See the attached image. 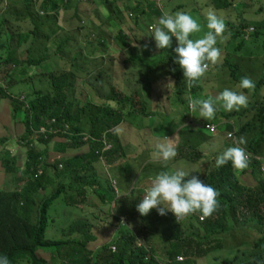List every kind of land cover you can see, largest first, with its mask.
I'll return each instance as SVG.
<instances>
[{
	"label": "rangeland",
	"instance_id": "1",
	"mask_svg": "<svg viewBox=\"0 0 264 264\" xmlns=\"http://www.w3.org/2000/svg\"><path fill=\"white\" fill-rule=\"evenodd\" d=\"M220 1H225L226 4L232 2L231 0H164L157 8L156 3L150 0H109V4L105 3V0H67L60 8L58 19L55 20L56 14H52V17L47 16V12L42 8V0H32L31 5L28 0H8V5H15L20 12L13 22V26L19 27V31L23 32L32 28V21L28 20L29 16L42 24V27L40 26V29L37 30L32 59L46 53L48 56L45 64L38 67L39 70H37L42 75L31 82L28 75L13 73V66L2 63L6 57L11 55L13 45L7 35L6 39L2 35L0 36V57H2L0 60V87H9L7 92L13 98L16 96L29 98L37 89L47 93L52 87L48 75L67 70L73 71L77 78L74 79L77 82L76 87L73 88L74 93H69L67 96L69 98L77 96L78 103H81L80 108L86 107L87 117L83 114L81 121L82 126L85 124L84 129L86 126L89 131L92 129V116L102 118L106 113L104 108L112 87L139 96L141 101L148 106H144V108H148L147 113L149 114V109L150 112L152 111L151 117H143L142 114L136 117L135 113L134 120L129 118L127 122L133 124L129 132L128 130L125 132V125L128 123L117 125L118 119L115 122L113 120L105 122V127L114 124L115 126L107 130L100 139H95L91 143L92 145L98 144L99 148L93 154L89 149L86 152L88 159L80 157L77 166L79 170L76 171L75 167H68L59 172L67 176H78V172L81 171L84 175L88 169L87 184L93 185L97 180L96 183H99L101 187L95 189L92 186H86L85 196H88L89 192L96 195H93V198L90 197L88 201H84L85 208L93 201L100 203L101 201L98 200L100 198L97 195H102L104 201L101 202L100 209L104 212L109 211L108 215L111 220L108 223L110 224L112 220L116 223V219H122L125 222L124 225L117 224L115 226L108 223L106 225L92 223L90 237L94 236L96 240L92 242L93 238L89 239L87 250L93 253V258L100 252L99 264H104L105 259L110 255L105 247L112 246V243L130 233L137 235L140 244L148 249L152 245L159 246L164 236H168L170 233L168 224L170 225L172 222L171 219L167 223L161 222L165 219L164 215L169 213V215L176 216V220L179 217V221L182 222V216H179L177 211L192 209L193 213H197L198 209L204 205V199L195 195L197 194L195 188L203 180L204 172L215 171L225 158L231 156L234 150L235 152L240 150L245 152L243 155L237 153L235 157L238 167H241V161L250 162V154L246 149H243L241 139L236 134L228 138L227 130L224 128L211 134L204 128L198 131L193 125L183 127L193 111L192 119L197 118L199 114L205 118L202 122L197 119L195 121L197 123L209 121L218 125L219 121L214 123L210 119L213 116L212 119H219L221 111L226 115L236 114L233 119L238 124V118L250 113L255 102L262 101L264 97V84L260 87L257 86L260 80H264V30L258 39L250 36L253 34L251 29L254 30L264 22V0H234L224 10L219 9ZM139 3L143 8L138 9ZM2 7L4 6L0 5V11ZM28 9H30L29 12ZM137 9L139 11L143 9L145 14L141 15ZM83 10H87L88 14ZM156 10L162 14L157 16ZM80 11L87 17L84 24L81 22L83 16ZM42 12L44 13L42 14ZM120 13L122 14L120 15ZM220 15L222 20L226 17L227 21L225 19L221 24L218 21ZM117 16L120 17L119 20ZM165 17L168 18L166 19L167 23L173 24L176 34L191 38V45H199L212 53L209 55V60L212 63L209 68L211 71L198 73L199 80L197 76L193 79L196 80L197 89L194 94L189 92L192 85L185 88L184 91L181 89L182 94H176L173 81L167 80L168 64L159 63L162 56L166 57L168 54L167 50L164 52L161 50L159 43L162 42L167 46H165L167 49L172 45H177V42L172 40V33L166 28ZM100 22H102L101 25ZM152 23H155L158 29L156 30L157 27H155L156 31L149 34L151 32L148 27ZM79 25L86 26V29L80 30L79 37L80 43H84L85 46L79 55L75 53L68 59L66 57V52L69 51L67 48L70 47L68 42L78 35ZM242 25H248L247 30L244 31L247 35L233 38L237 29ZM221 26L222 28H219ZM0 30H3L2 25H0ZM119 30L127 35V47H120L118 38H113ZM242 42L243 47L239 49V44ZM185 46V43L182 42L179 47L184 48ZM59 47L61 48L58 49ZM218 51L221 54L217 53ZM28 59L25 54L21 55L22 66ZM224 59L233 64L240 65L241 63L239 66L240 79L237 82L230 77L229 69L222 67ZM128 61L133 63L128 65ZM152 61L157 66L155 72H152L151 67L147 66ZM51 63H55L56 67H53ZM215 64H217V69L213 68ZM137 68L139 71L143 69V73L139 74L136 71ZM89 82L99 93H106L105 97L100 98L97 95L96 98ZM82 93L86 94L87 100L79 98L83 96ZM93 104L97 107H93ZM108 105L113 108L115 103L108 102ZM199 108L201 110H198ZM12 112L13 106L9 98L0 102V137H4L3 135L6 134L3 124H9L10 120L14 119ZM23 116L24 111L21 110L19 117ZM149 127L156 128V132H152ZM11 129L17 135L22 132L19 122ZM116 129L122 130V134H117L120 131L116 132ZM112 131L116 136V142L107 140V135ZM145 133L147 135H144ZM194 133L201 136L203 142H200L199 147L204 155L195 151L198 141L194 137ZM11 134L13 138L10 141L0 142V151L6 159H8L7 152L10 151L9 154L11 152L14 154L15 151L19 152L20 156L17 159L24 165L26 153L25 149L21 148L24 145L19 142L20 138H16L17 135H14L12 131ZM179 137L183 140V148L175 149L173 145H176ZM63 142H65L63 138L56 137L48 146L49 154L45 156L40 171L43 170L49 178H52L53 182L45 192L42 191L41 195L36 196V202L53 194L58 187H64V184L68 185L69 183L66 178H64V182L62 176L56 177L54 175L56 172L48 167V164H56L69 159L51 153V148L55 153L53 149L55 144L61 146ZM80 144L77 150L80 149ZM144 149L147 151L142 152L141 150ZM158 149H162V151L155 152ZM95 155L98 161L95 160ZM257 157L261 162V174H258V177L264 178V145ZM0 159L2 160L1 155ZM61 168L63 166L59 167V169ZM249 169L252 168L249 166ZM6 177L5 189H17L20 188L19 185L21 187L24 185L21 184L23 181L21 179L16 183L13 174H8ZM247 179L249 181L243 182L245 185H242H247V188L257 186L253 176ZM111 188L114 189L116 196L111 194ZM251 188L248 189L251 192L258 189ZM156 189H161V197L165 200L163 205L154 202L152 206L150 204L147 207L144 206L150 200H146L148 196L155 198ZM64 194H61L62 197L53 204L49 211L50 225L45 234L47 240L68 239V237H64L62 229L67 230L68 227H64V225L68 224L69 226L75 222L71 214L82 207L81 197L74 193V189H67ZM109 202L111 203L110 208ZM113 203L116 205L112 209ZM139 204L143 206L140 207ZM98 207L96 205V214H98ZM256 207V204L251 205L250 213L240 212L237 215V221L232 219L233 216L227 222L226 220L220 221L224 228H219L216 232L222 234H218L215 238L212 236L200 247L194 245L189 256L192 259L187 260V257L180 256L184 258L183 262L187 261L178 262L177 258L176 263L173 264H223L226 260L233 261L229 264H242L251 260L256 254H262L264 258V246L262 248L256 246L260 239H264V226L263 228L258 226L255 229L252 228V224L245 223L248 218L258 219L259 215H264V202H260L257 209ZM75 214L76 217H80V214ZM197 217L200 221L197 222V229H200L201 234L204 235L202 227L206 218L200 214ZM200 217L204 221L200 220ZM219 240H225L224 247L211 251ZM52 252L59 253L60 251L55 249L43 251V253L50 254ZM63 253L65 254L66 251ZM234 258H238V260H234ZM62 259L56 256L53 262L64 264L68 261V258H65V262ZM194 259L196 260L193 261ZM161 263L171 264L169 262ZM22 264L28 263L23 261Z\"/></svg>",
	"mask_w": 264,
	"mask_h": 264
},
{
	"label": "trees",
	"instance_id": "2",
	"mask_svg": "<svg viewBox=\"0 0 264 264\" xmlns=\"http://www.w3.org/2000/svg\"><path fill=\"white\" fill-rule=\"evenodd\" d=\"M28 1L31 5L32 0ZM66 1L67 0H42V8L49 13L47 15L48 17H52V14L58 15L60 13V8ZM231 1L233 2L234 0ZM105 3L109 4V0H105ZM231 3L226 4L225 1H220V7L224 4L229 6ZM0 5L4 6L0 11V25L3 27V30H0V36L2 35L6 39L7 35V37L12 40L11 43L13 45L11 55L6 57L5 61L2 63L13 66V73L28 75L31 82H33L35 78L42 75L37 71L39 70L38 67L45 64V61L48 58L46 53L36 59H32V49L35 44V39L37 38V30L40 29V26L42 27V24L36 22L34 18L31 19L29 16L28 20L32 21V28L21 32L19 31V27L13 26L16 15L20 13L18 12L17 7L15 5H8V0H0ZM140 8H143L141 3H139L138 6V9ZM138 9L137 11H139ZM27 11L29 12L30 9ZM83 11L88 14L87 10ZM139 12L141 15L145 14L143 9ZM121 14L122 13H120V15ZM161 14L162 13L159 10H156L157 16ZM81 15L83 16L81 22L84 24L87 17L84 13H81ZM26 16L28 15L26 14ZM119 18L120 17L117 16L118 20ZM54 19L56 20V17ZM136 23L138 24V21H136ZM101 24L102 22H100V25ZM85 27V25H79L77 28L78 35L74 36L73 39L68 42V46L70 45V47L67 48L69 51L66 52V57L68 59L73 54L77 53L79 55V52L83 51L85 45L84 43H80L79 37L80 30L86 29ZM246 27L248 28V25H242L239 27L233 35V38L246 36L247 34L244 32L247 29ZM263 30L264 22L252 31L253 34H250L251 38L258 39L262 36ZM168 31L172 33L173 39L175 37L174 26L172 30ZM113 38H118V44L120 47H127V35L123 34L122 31L119 30ZM177 38V45H172L168 49L166 48V45L162 44V42L159 44L163 52L165 50L168 51L166 57L162 56L159 63L168 64L169 69L166 73L167 80L171 79L173 81L176 94H182L184 89L190 85H192V87H190L189 92L194 94L197 90L195 80H193L196 73H193V67L188 64L186 53L191 51L193 57L197 61L203 64H209L208 59L210 52L199 45H191V38L182 37L181 35L179 37L176 36V39ZM176 39L174 38L173 40L176 41ZM184 40L187 42L188 46L185 44L186 46L184 48H180L179 46ZM241 47H243V42L239 44V49ZM60 48L61 47L58 49ZM23 54L29 59L22 66L20 58ZM1 59L2 57H0V60ZM129 63L132 64L133 62L128 61V65ZM51 64L53 67H56L55 63ZM147 66L151 67L152 72L157 71V66L153 64V61L151 64H147ZM224 66L229 69L230 77L237 82L238 79H240L239 65L226 60ZM128 68L133 70V68ZM136 71H138L139 74L143 73V69L139 71V68H137ZM48 76V79L52 82L51 89L47 93L39 91V89L34 90L32 96L29 98H25L24 96L21 98L17 96L13 98L7 92V89H10L9 87H6L5 85V88L0 87V102H3V100H7L8 98L10 99L13 106L12 114L14 118L10 120L9 124H3L6 134L3 135L4 137H0V142L10 141V139L13 138L11 131L14 135H17L11 127L19 122L22 126V132L18 134L16 138H20L19 142L24 145V147L21 148H24L26 153V161L24 165H22L17 159L20 156L19 152L17 153L15 151L14 154H9L10 151L7 152L8 159H6L5 156H3L4 154L2 155L0 151L2 158V160L0 159V264H22L23 261L28 264H56L53 262L55 261L54 258L56 256L63 258L62 260L64 262L65 258H68V261L64 264H99L98 257L100 256V252L93 258V253H90L87 250L89 239L93 238L92 242L96 240L94 236L90 237L92 228L90 220H85L86 218L82 219L81 217H76V214H71V217H73L72 219L75 222L69 226L68 224H66V226L64 225V227H68L67 230H65V228L62 229L64 237H68V239L47 240L45 236L50 225L49 211L53 204L62 197L61 194H64L67 189H74V192L81 197L80 203L82 208L87 209L84 205V201H87L85 196L87 191L85 188L87 185L94 187L93 185L87 184V180L89 179L87 174L89 170L87 169L84 175L81 171L78 172V176H67L59 172L68 167H75L76 171H78L79 168L77 166L80 157L88 159L86 152L90 149L93 154L94 151L99 148L96 143L95 145H92L80 142V140H82V135L84 133L83 128L85 126L84 124L82 128V116L84 114L87 117V112L85 111L86 107L80 108L81 103H78L77 96H72V98L67 96L69 93H74L73 88H75L77 84V82L74 81V79H77L75 73L73 71L65 70L58 74ZM14 82L19 83L18 81ZM125 83L130 85L128 82ZM88 84L94 90L96 98L97 95H99L100 98L105 97L106 93L101 94L91 85L90 82ZM263 84L264 80L262 79L257 86L260 87ZM178 88L180 89L178 90ZM192 88L195 89L192 90ZM181 89H183V91ZM82 94L83 96H80L79 98L87 100L86 94ZM108 102L115 103L113 108L108 105ZM92 106L97 107L95 104ZM144 106L147 105L145 102L141 101L139 96H134L129 92H123L112 87L104 108L106 113L102 118L95 116H92L91 118L92 129L89 131L90 137L100 139L107 130H110L115 126L114 124L113 126L105 127V122L109 120L115 122V120L118 119V125L124 122L128 123L127 120L129 118L134 120L135 113L137 114L136 117L140 114H142L143 117H151L152 111L150 112L149 109L148 114V108L146 109ZM101 109L103 110V108ZM21 110L24 111L23 117H19V112ZM248 114L238 118V124H236L233 119L236 114H221V116L224 120H227L225 125L227 132H235L236 136L240 137L241 146H243V149H246L250 154V162H247L246 160L241 161V167H238L239 165H237L235 157L237 153L238 155H243L245 152L243 150L235 152L234 150L231 156L227 159L225 158L215 171L204 172L203 180L195 188L197 195L204 199V205L198 209L197 213H190L187 209L177 211L176 213L179 216H182V222H177L176 216L169 215V213L168 215H164L165 219L161 220V222L167 223L169 222V219L172 221L170 225L168 224V226H170V233L168 236H164V239L161 240L162 243L160 241V245L158 244L159 246L152 245L150 249L140 244L137 235L133 233L118 239L117 242L112 243V246L105 247V250H108L107 252H109L110 255L105 259L104 264H162L161 262H169L173 264L176 263V259L180 256H185L187 257V260H190L192 258L189 256L194 245L200 247L204 241L209 240L212 236L215 238L218 234H222L221 232H216L217 229L224 228V225H222V222L220 223V221L226 220L227 222L232 216L234 217L232 219L237 221L236 218L240 212L250 213L251 205L256 204L257 209L258 204L264 202V178L258 177V174H261V162L257 157L264 145V97L262 98V101L255 102L252 110L250 109V113ZM53 119L56 120V123L51 124ZM42 126H46L49 129H51L52 126V129L56 133H47L46 138L43 135H40L37 140H29L34 130H39ZM125 126V132L127 130L129 132V129L133 127V124L128 123ZM149 128L154 133L157 130L156 128ZM142 130H144V128H142ZM144 135H147V133ZM56 137L63 138L65 142H63L61 146L55 144L53 146L55 153L52 151V148L51 153L69 159L56 164H48V167L52 168L53 172H56V174L54 173L56 177L58 176L59 178L62 176L63 181L64 178H66L69 180V183L68 185L64 184V187H58L53 194L36 202V196L38 194L41 195L42 191H46L48 186L53 182L52 178H49L43 170L42 172L40 171V168L42 167L45 156L49 154V144H51ZM107 137L111 142L112 140L116 142V136L113 135V131L108 134ZM27 138L29 143H32L34 146L31 147L29 143L25 145ZM79 144L81 147L77 150ZM11 160L12 163L10 164ZM95 160L98 161L97 156ZM60 165H62L63 168L59 169ZM249 166L252 169H249ZM8 174L14 175L16 183L20 179L23 180L21 181V184L24 185L22 187L19 185L20 188L17 189L6 190L4 188V181ZM245 176L247 178H252L253 176L257 182V186L255 188L248 187L251 189H258L254 190V192L248 190L249 188L246 187L247 185L244 186L245 184L243 183L249 181L247 178H244ZM95 181L97 182V180ZM96 182L93 184L98 185L97 188H100L101 185ZM110 192L113 195L116 194L112 188L110 189ZM97 196H99L101 202L104 201V196ZM110 204L111 203L109 202V208ZM91 213L92 212H90L88 216H92ZM108 213L109 211L104 212L103 210H100L98 212L100 216L98 214L94 215L100 219L101 223H108V221L111 220ZM78 214L81 215L83 213L80 211ZM198 214L203 215L206 218L202 227L203 232H205V234L203 233L204 235L201 234L200 229H197V222H200L197 217ZM214 217L216 218L214 219ZM248 220H246L245 223L252 224V228L256 229L258 226L263 228L264 226V215H259L258 219H255L254 217V219L248 218ZM120 223L121 221L116 219V223L112 220L110 221V224H108L115 226ZM150 232L153 233L151 230ZM147 243L149 245V242ZM223 243H226L225 240L217 241L216 246L213 247L211 251L223 248ZM113 246L116 248V252L111 250V247ZM256 246L262 248L264 246V239H260L259 242L256 243ZM53 249L60 252H52V254L43 253V251ZM64 251H66L65 254L63 253ZM195 260L196 259L193 261ZM234 260H238V258H234ZM232 262L226 260L223 264H229ZM242 264H264V258L262 254H256L251 260L245 261Z\"/></svg>",
	"mask_w": 264,
	"mask_h": 264
},
{
	"label": "crops",
	"instance_id": "3",
	"mask_svg": "<svg viewBox=\"0 0 264 264\" xmlns=\"http://www.w3.org/2000/svg\"><path fill=\"white\" fill-rule=\"evenodd\" d=\"M151 2H152V0H150ZM166 1V0H165ZM225 7H226V4H224L222 7H220L219 6V9L220 10H224L225 9ZM219 10V11H220ZM119 11H122V10H120L119 9ZM166 19H168V18H166L165 17V19H164V22H166ZM226 19V21H227V18L225 17L223 20H225ZM223 20H222V18H221V15H220V20H218V21H220L221 22V24L223 23ZM167 23V22H166ZM154 26V25H156L155 23H152V24H150L149 25V27L150 26ZM148 27V28H149ZM155 27H157V25L155 26ZM216 28H218V27H216ZM219 28H222V26L221 27H219ZM158 29V27L156 28V30ZM251 29V28H250ZM249 29V30H250ZM155 30V31H156ZM247 30V29H246ZM148 30H146V32H147ZM251 31H253V28L251 29ZM149 32V31H148ZM149 34H152V32L151 33H149ZM176 36H180L179 34H176L175 33V37L174 38H176ZM153 37V36H152ZM173 38V39H174ZM172 39V40H173ZM174 41V40H173ZM176 42H178V38L176 39ZM184 42H185V44L188 46V44H187V42L184 40ZM160 44V43H159ZM157 46H158V44H157ZM158 48H159V46H158ZM207 50V49H206ZM209 52H210V50H208ZM215 51H216V49H215ZM217 53H220L219 51L217 52ZM210 54H212L211 52H210ZM221 54V53H220ZM227 59H224V61H223V65H224V63H225V61H226ZM208 61L210 62V60L208 59ZM206 64V63H205ZM234 64H236V63H234ZM207 65H209L208 66V70H209V68H211V65H212V63L210 62L209 64H207ZM237 65H239V64H237ZM240 65H241V63H240ZM239 65V66H240ZM222 67H225V66H222ZM213 68L214 69H217L218 67H217V64H215L214 66H213ZM209 71H211V69L209 70ZM208 71V72H209ZM203 72H205V71H198V73H203ZM198 73H196V76L198 75ZM197 79L199 80V78H198V76H197ZM196 81V80H195ZM199 82V81H198ZM111 103V102H110ZM114 106V105H113ZM198 110H201V108H199ZM221 114H226V113H224V112H221L220 111V116H221ZM90 115V114H89ZM88 115V116H89ZM192 115H194V111L192 112ZM192 115H191V117H190V119L187 121V122H185V124L183 125V127L184 126H186V125H193V126H195V128L199 131L200 129H202L203 128V123H200V122H202L205 118L204 117H202L200 114L197 116V118H193L192 119ZM194 117H196V116H194ZM206 117V116H205ZM208 117V116H207ZM212 118H214V116L212 117ZM210 119L212 122H214V123H217L218 121H219V123H218V125H216L217 126V128H218V130H221L222 128H224L225 129V125H226V122H227V120H224V118L221 116L219 119ZM223 118V119H222ZM198 119V121H200V122H195L196 120ZM221 121V122H220ZM207 122H209V121H207ZM209 123H211V122H209ZM124 124H125V122H124ZM213 124V123H212ZM83 126H84V124H83ZM83 126H82V128H83ZM83 130H84V133H83V135H82V140H81V142H84V143H88V144H91L93 141H95V139L94 138H92V137H90V135H89V130H88V126H86V128L84 129L83 128ZM116 132L117 131H120V132H118L117 134H122L121 133V131L122 130H119V129H116L115 130ZM88 132V133H87ZM123 132V131H122ZM203 136V135H202ZM194 137L197 139V141H198V144L196 145V148H195V151H198V152H200L202 155H204V153H203V151L200 149V147H199V144H200V142L202 141L201 140V136H200V134H195L194 133ZM204 138H207V137H205V136H203ZM224 138H227V137H224ZM168 139V138H167ZM209 139H211V140H215V139H213V138H209ZM107 140H108V138H107ZM112 142H114L113 140H112ZM203 142V141H202ZM83 143V144H84ZM172 145V144H171ZM170 147V146H169ZM173 147H175V149L176 148H183V140H182V138L181 137H179V140L177 141V143H176V145H173ZM142 152H145V151H147L146 149H144V150H141ZM159 151H162V149H158L157 151H155V152H159ZM152 153H153V151H152ZM182 159V158H181ZM186 160V159H185ZM109 169V168H108ZM201 170H203L204 171V169H201ZM93 188H95L96 189V187L98 186V185H94L93 184ZM6 190H13V189H6ZM157 190V189H156ZM45 192V191H44ZM75 193V192H74ZM93 195H96V194H93V192H89V195L88 196H86V198H87V201L89 200V198L90 197H92ZM195 195H197V194H195ZM115 196H116V194H115ZM147 196V195H146ZM198 196V195H197ZM94 197V196H93ZM92 197V198H93ZM200 197V196H199ZM94 200H96L95 198H94ZM99 200V199H98ZM100 201V200H99ZM200 201V200H199ZM159 203V205H163V203L165 202V200H164V198H162L161 197V192L160 193H157V191H156V195H155V198L153 199V198H150V200L149 201H147V203L144 205V206H149V204L152 206V204L153 203ZM96 205H98L99 207H98V212L101 210L100 209V207L102 206V203L100 202V203H97L96 201H93L90 205H88V207H89V209H88V207H87V209H84V208H82V207H79V210H76V211H74V212H76V213H78V212H82L83 214H81L80 215V217L82 218V219H85V217H87L85 220H90L91 221V223H93V222H96V224H104V225H106L107 223H101V221H100V219H98L97 217H96V215H94V214H96L95 213V211H97V208H96ZM116 204H112V209L114 208V206H115ZM139 206L140 207H142L143 205L141 204H139ZM155 206V205H154ZM156 207H158V206H156ZM186 210V209H185ZM189 211L190 210H192V209H188ZM102 211V210H101ZM90 212H92L91 214H92V216H88L89 214H90ZM72 214H75V213H72ZM77 219V218H76ZM98 221H97V220ZM121 221V223L119 224V225H124V221L121 219L120 220ZM122 222H124V223H122ZM177 222H179V220H177ZM92 249V248H91ZM95 249V248H94Z\"/></svg>",
	"mask_w": 264,
	"mask_h": 264
},
{
	"label": "built area",
	"instance_id": "4",
	"mask_svg": "<svg viewBox=\"0 0 264 264\" xmlns=\"http://www.w3.org/2000/svg\"><path fill=\"white\" fill-rule=\"evenodd\" d=\"M152 2H153V3H156L157 8H159L160 5L164 2V0H152ZM166 28H167L168 30H172V29H173V24H172L171 22H168L167 25H166ZM154 30H155V26L152 25V26L149 27V31H150V32H152V31H154ZM186 59H187V61H188V64H190V65L193 67V71H208V65H207V64H203V63L197 61V60L193 57V54L191 53V51H188V52L186 53ZM54 123H56V120H55V119L52 120L51 124H54ZM203 128L206 129V130H208V131H209L210 133H212V134L217 132V128H216V126H214L213 124H210V123L203 124ZM47 133H56V132L52 129V126H51V129H49V128L46 127V126H42L39 130H34V132L31 134L29 140H31V139H33V141H34V140H37V139L39 138L40 135H43V136L46 138V137H47V136H46ZM233 136H235V133H232V132H228V133H227V137H228V138H231V137H233ZM34 138H35V139H34ZM29 140H28V141L26 140L25 142L29 143ZM29 145H30L31 147L33 146L32 143H29ZM11 153H12V152H11ZM247 159H248V158H247ZM60 167H62V165H60ZM156 191H157L158 193H160L161 189H157ZM149 199H150V197L148 196V197L146 198V200H149ZM189 212H190V213H193L192 210H190ZM179 219H180V218L177 217V220H179ZM200 220H203V218L200 217ZM122 223H124V222H122ZM111 250H112L113 252H116V248H115L114 246L111 247ZM183 260H184V258H182V257H179V258H178V261H179V262H183Z\"/></svg>",
	"mask_w": 264,
	"mask_h": 264
},
{
	"label": "clouds",
	"instance_id": "5",
	"mask_svg": "<svg viewBox=\"0 0 264 264\" xmlns=\"http://www.w3.org/2000/svg\"><path fill=\"white\" fill-rule=\"evenodd\" d=\"M21 9V8H20ZM44 12H42V14H43ZM149 29V28H148ZM209 71V70H208ZM193 73H198V71H193ZM196 76V75H195ZM195 76L193 77V78H195ZM207 122H205V123H203V124H206ZM210 124H212V123H210ZM214 126H216L215 124H213ZM216 128H217V126H216ZM217 130H218V128H217ZM228 133V132H227ZM212 134V133H211ZM214 134V133H213ZM179 262V261H178Z\"/></svg>",
	"mask_w": 264,
	"mask_h": 264
},
{
	"label": "flooded vegetation",
	"instance_id": "6",
	"mask_svg": "<svg viewBox=\"0 0 264 264\" xmlns=\"http://www.w3.org/2000/svg\"><path fill=\"white\" fill-rule=\"evenodd\" d=\"M48 14H49V13L47 12V15H48ZM58 16H59V15H56V20L58 19ZM33 146H34V145H33Z\"/></svg>",
	"mask_w": 264,
	"mask_h": 264
}]
</instances>
